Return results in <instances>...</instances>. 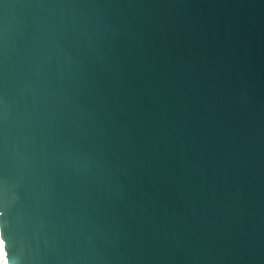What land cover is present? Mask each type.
I'll use <instances>...</instances> for the list:
<instances>
[{
	"label": "water",
	"instance_id": "obj_1",
	"mask_svg": "<svg viewBox=\"0 0 264 264\" xmlns=\"http://www.w3.org/2000/svg\"><path fill=\"white\" fill-rule=\"evenodd\" d=\"M4 264H264V0H0Z\"/></svg>",
	"mask_w": 264,
	"mask_h": 264
},
{
	"label": "built area",
	"instance_id": "obj_2",
	"mask_svg": "<svg viewBox=\"0 0 264 264\" xmlns=\"http://www.w3.org/2000/svg\"><path fill=\"white\" fill-rule=\"evenodd\" d=\"M0 264H4V261H3L2 255H1V251H0Z\"/></svg>",
	"mask_w": 264,
	"mask_h": 264
}]
</instances>
